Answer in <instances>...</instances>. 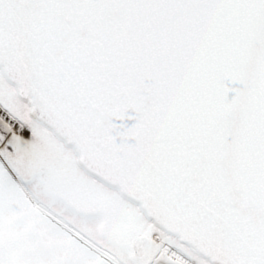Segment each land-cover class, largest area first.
Returning a JSON list of instances; mask_svg holds the SVG:
<instances>
[{
	"label": "snow or ice",
	"instance_id": "6c2138e0",
	"mask_svg": "<svg viewBox=\"0 0 264 264\" xmlns=\"http://www.w3.org/2000/svg\"><path fill=\"white\" fill-rule=\"evenodd\" d=\"M0 264H264V0H0Z\"/></svg>",
	"mask_w": 264,
	"mask_h": 264
}]
</instances>
